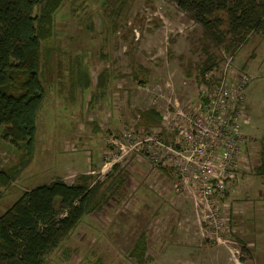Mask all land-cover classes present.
Instances as JSON below:
<instances>
[{
    "label": "rangeland",
    "instance_id": "rangeland-1",
    "mask_svg": "<svg viewBox=\"0 0 264 264\" xmlns=\"http://www.w3.org/2000/svg\"><path fill=\"white\" fill-rule=\"evenodd\" d=\"M226 47L177 0H64L51 37L40 45L45 99L31 155L0 130V169L12 175L2 189L0 215L24 192L56 179L72 185L87 175L114 192L44 264H137L129 251L143 233L148 247L141 264H264V171H258L264 162V32L250 34L233 51ZM229 56L250 78L251 121L241 142L246 168L235 170L233 184L242 182L244 189L233 192L229 184L216 195L210 208L218 215L210 221L209 207L196 206V189L183 183L169 151L145 139L179 145L174 114L196 113L209 93L201 68L211 58L218 74ZM157 86L161 93H154ZM147 165L155 186L147 204L155 208L159 198L162 210L145 211L149 205L140 201Z\"/></svg>",
    "mask_w": 264,
    "mask_h": 264
},
{
    "label": "trees",
    "instance_id": "trees-1",
    "mask_svg": "<svg viewBox=\"0 0 264 264\" xmlns=\"http://www.w3.org/2000/svg\"><path fill=\"white\" fill-rule=\"evenodd\" d=\"M63 2L0 0V130L13 145H23L29 156L35 146L37 116L45 99L39 73L40 45L51 37L54 16ZM177 2L217 44L227 45L228 50L240 46L250 34L264 32V0ZM218 14L225 17L223 23ZM210 59L201 68L205 84L215 66V62L209 63ZM156 116L162 119L158 113ZM117 167L115 164L114 168ZM258 171H264V162ZM93 180L82 175L76 183L68 185L56 179L24 192L0 215V264H44L45 256L74 231L85 215L100 211L112 197L114 191L110 193ZM11 182L12 175L0 169V196ZM145 236L140 235L129 251L137 264H141L147 251ZM137 251H141L140 258Z\"/></svg>",
    "mask_w": 264,
    "mask_h": 264
},
{
    "label": "built area",
    "instance_id": "built-area-1",
    "mask_svg": "<svg viewBox=\"0 0 264 264\" xmlns=\"http://www.w3.org/2000/svg\"><path fill=\"white\" fill-rule=\"evenodd\" d=\"M233 59V56L227 57L218 74L214 69L208 74L209 86L205 90L209 93L204 92V101L196 113L174 114L177 122L173 128L179 145L165 146L154 135L145 139L169 151L183 183L196 189V206L209 207L210 221L218 215L216 209L210 208L212 200L225 192L229 184L235 188V170L246 168L241 142L243 127L251 121L245 96L250 78L234 65ZM153 91L161 93L162 88L157 86ZM131 134L128 130L125 136L129 138ZM175 189L181 191L177 184Z\"/></svg>",
    "mask_w": 264,
    "mask_h": 264
},
{
    "label": "crops",
    "instance_id": "crops-1",
    "mask_svg": "<svg viewBox=\"0 0 264 264\" xmlns=\"http://www.w3.org/2000/svg\"><path fill=\"white\" fill-rule=\"evenodd\" d=\"M249 126V125H248ZM147 167H148V169H145L143 172H146V174H144V175H146V178H148L147 179V181H145V184H144V187L143 188H141V190H140V193L138 192V195H140V197H141V199H140V201L142 202L143 201V203L142 204H147L148 202H149V198H151L152 197V194H153V189H154V185H151V182H149L150 181V179L152 178V175L150 174L151 173V168H149V166L147 165ZM151 175V176H150ZM244 186H243V183L241 182L240 184H238V186L235 188V190L233 191V192H241L242 191V188H243ZM33 189V188H32ZM119 189L121 190V189H123V187L121 186V185H119ZM244 189V188H243ZM30 190V189H29ZM262 193H259V197H261L262 198ZM232 198H234L233 196H231ZM235 197H238V194L235 196ZM158 201H159V204L157 205V206H155V208H153V207H150V205L149 204H147V205H149V206H146V208H145V211H151V210H155L156 208H159L160 210H162V208H165V204L158 198ZM163 203V205L161 206L160 205V203ZM152 203L153 204H155L153 201H152ZM238 202H235V203H233V204H237ZM244 203V202H243ZM242 203V204H243ZM239 206V205H238ZM152 208V209H151ZM235 214H236V212L235 211H233L232 212V218L233 217H235ZM248 215H249V212H248ZM241 216L242 215H238V218L239 219H242L241 218ZM245 217V216H244ZM247 239H248V237H247ZM241 240V239H240ZM248 241H249V246L250 245H254L255 243H253V241L252 240H250V239H248ZM147 247H148V244H147ZM193 262H194V260L192 259V261H191V264H193ZM242 264V263H241Z\"/></svg>",
    "mask_w": 264,
    "mask_h": 264
}]
</instances>
